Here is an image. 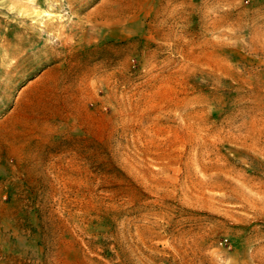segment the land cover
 Instances as JSON below:
<instances>
[{"label":"rangeland","instance_id":"374dc122","mask_svg":"<svg viewBox=\"0 0 264 264\" xmlns=\"http://www.w3.org/2000/svg\"><path fill=\"white\" fill-rule=\"evenodd\" d=\"M96 1L0 0V264H264V0Z\"/></svg>","mask_w":264,"mask_h":264},{"label":"crops","instance_id":"0c3cea01","mask_svg":"<svg viewBox=\"0 0 264 264\" xmlns=\"http://www.w3.org/2000/svg\"><path fill=\"white\" fill-rule=\"evenodd\" d=\"M160 10L167 11V8L164 9L163 0H97L90 7L91 21H98V28L107 31L111 29L113 33L124 29L140 30L151 15L159 13ZM113 33L109 34V37L137 35V33Z\"/></svg>","mask_w":264,"mask_h":264}]
</instances>
